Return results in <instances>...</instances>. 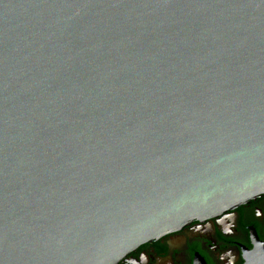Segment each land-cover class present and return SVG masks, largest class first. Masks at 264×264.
Wrapping results in <instances>:
<instances>
[{
  "label": "water",
  "instance_id": "95a60500",
  "mask_svg": "<svg viewBox=\"0 0 264 264\" xmlns=\"http://www.w3.org/2000/svg\"><path fill=\"white\" fill-rule=\"evenodd\" d=\"M263 194L264 0H0V264H116Z\"/></svg>",
  "mask_w": 264,
  "mask_h": 264
},
{
  "label": "flooded vegetation",
  "instance_id": "af4514ba",
  "mask_svg": "<svg viewBox=\"0 0 264 264\" xmlns=\"http://www.w3.org/2000/svg\"><path fill=\"white\" fill-rule=\"evenodd\" d=\"M264 246V194L142 244L116 264H245Z\"/></svg>",
  "mask_w": 264,
  "mask_h": 264
}]
</instances>
